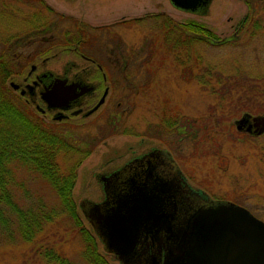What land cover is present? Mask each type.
<instances>
[{"label":"rangeland","instance_id":"1","mask_svg":"<svg viewBox=\"0 0 264 264\" xmlns=\"http://www.w3.org/2000/svg\"><path fill=\"white\" fill-rule=\"evenodd\" d=\"M86 1L92 7L86 8L83 0H0V55L6 62L13 60L18 71L20 68L5 79L10 96L36 112L51 130L69 135L75 148L71 146V158L60 153L57 161L61 169L85 156L76 169L73 200L81 220L95 236L99 252L110 264H123L104 249L82 207L88 199H103L99 174L122 165L135 150L152 146L176 147L178 161L194 187L203 188L214 200L229 199L243 205L264 221V132L257 131L252 119L253 115L264 116L260 108L264 102V0H212L202 13L180 10L170 0ZM250 9L261 27L254 30L251 24L237 35L238 25ZM157 14L180 23L202 21L220 37L216 43L235 40L222 45L198 40L186 51L189 60H179L176 51L168 53L165 47L163 51L162 19L156 20ZM75 21L93 28L90 49L84 28L76 32L79 26ZM253 31L256 35L251 36ZM78 33L83 37L78 38ZM66 37L72 41L67 43ZM29 54L34 62L28 59ZM84 55L106 62L122 59L123 72L117 81L115 71L106 68L113 78L107 94L111 99L92 116L55 120L42 113L45 105L39 97L29 101L11 85L24 86L32 63L37 72L97 73ZM123 58L129 59L127 64ZM204 67L213 70L209 73ZM204 75L209 82H202ZM118 109L121 119L114 128L109 126L110 114ZM32 139L28 136L24 142ZM14 167L18 204L39 215L48 213L51 219H45L44 230L33 241H26L17 218L7 212L11 225L7 228L0 222V264H59L40 254L41 245L47 244L72 264H92L83 231L53 184L32 165L15 162Z\"/></svg>","mask_w":264,"mask_h":264},{"label":"water","instance_id":"2","mask_svg":"<svg viewBox=\"0 0 264 264\" xmlns=\"http://www.w3.org/2000/svg\"><path fill=\"white\" fill-rule=\"evenodd\" d=\"M170 1L178 9L202 13L212 0ZM11 85L19 87L14 82ZM84 91L78 92L59 79L53 89L44 92L43 98L50 107L66 108ZM106 95L107 91L96 108ZM253 121L257 131L264 132V116H255ZM171 186L162 180L153 186L154 191L139 190L119 196L116 205L108 209L89 202L82 209L102 237L106 250L114 252L124 264L132 263L143 228L156 235L163 229L167 233L166 255L159 264H264L262 219L240 204L215 201L191 209L183 222L175 223L176 211L163 212L165 202H174V194L168 191Z\"/></svg>","mask_w":264,"mask_h":264},{"label":"trees","instance_id":"3","mask_svg":"<svg viewBox=\"0 0 264 264\" xmlns=\"http://www.w3.org/2000/svg\"><path fill=\"white\" fill-rule=\"evenodd\" d=\"M253 9L248 11L238 25L237 35L246 32L248 27L252 24L253 29L261 27L258 19L253 20ZM152 17L154 15H151ZM147 16L136 19V21H128L127 24H132L146 19ZM144 18V19H143ZM156 20H161L160 27L163 29V51H176V57L181 60L188 61L189 58L185 55L186 51L192 48L193 44L198 40L207 41L211 45H222L228 41L216 43L220 41V37L214 33L202 21L190 20L187 23L176 22L171 17L166 16L164 19L161 15L154 16ZM76 22V21H75ZM79 26V22H76ZM70 36V33H67ZM84 34L78 33V38L83 37ZM256 35V31L251 33V36ZM201 36V38H199ZM67 38V43L72 41L70 37ZM77 38V39H78ZM208 38V39H207ZM70 39V40H69ZM79 40V39H78ZM4 55H0V86L4 89L0 90V222L4 227L11 225V219L7 216V212L14 214L17 218V223L21 231L22 237L26 241H33L35 237L40 234L45 227L46 218H50V214L43 213V215L36 214L32 208L27 210L18 204L14 194V187L18 180L13 174L16 167L11 168L16 162L18 165L26 164L32 165L35 169L40 170L42 174L53 184L66 210L76 219V224L83 231V237L87 246V255L92 264H110L108 260L98 250L97 240L92 232L85 226L81 220L77 205L73 200V189L76 184L77 174L76 169L84 160L79 159L72 166H68L62 170L58 164V157L60 153L65 152L70 158L73 153L70 151L75 148L71 145L69 135H63L61 131L51 130L45 123L42 117L36 112H30L26 105H23L13 96H10L9 89L5 87V79L11 78L12 75L19 71L15 68L16 63L13 60L6 62L2 59ZM198 59V57H197ZM18 67H22L19 66ZM188 70L190 69L189 66ZM209 73L213 69L204 67ZM203 83H207L204 75ZM4 84V85H3ZM8 92V93H7ZM260 108L264 111V102ZM173 126V125H172ZM35 134H30V132ZM264 135V134H263ZM28 136L33 137V141L28 143L24 139ZM73 148H72V147ZM9 163L12 164L9 166ZM15 177V182H14ZM20 185H22L20 183ZM16 198V199H15ZM38 240H36L37 242ZM35 242V243H36ZM49 243V242H48ZM40 254L46 260L56 261L59 264H72L71 261L62 253L57 252L52 245H41Z\"/></svg>","mask_w":264,"mask_h":264},{"label":"flooded vegetation","instance_id":"4","mask_svg":"<svg viewBox=\"0 0 264 264\" xmlns=\"http://www.w3.org/2000/svg\"><path fill=\"white\" fill-rule=\"evenodd\" d=\"M83 1L86 4V8H88L89 5L92 7L91 2H87L86 0ZM123 21L122 23H124ZM79 24V29L76 30V32L82 30L81 27L84 28L83 33L87 36L85 42L87 48L90 49L88 43L90 42V34L93 28L84 23ZM6 54L9 55L10 52H7ZM84 57L86 61L90 62L89 64L95 66L97 73H91L90 75L78 72L69 74L67 71V73L59 75L45 70L37 72V65L32 63V71L24 76V86L21 83H18L19 87L16 90H19L29 101H38L37 98L39 97L45 105V108H41L42 113L46 115L51 114L55 120L68 121L73 116L81 114H85L86 117L92 116L111 99L108 98V96L111 91L112 85L111 83L109 84V82L111 80L110 77L112 78V76L107 73L106 68H112V70L115 71V74L112 75L115 76V80L117 81L120 73L123 72L122 59L114 58L111 59L110 62L109 60L106 62L91 55H84ZM28 59L34 62L33 59L35 58L29 54ZM128 60V58H123L125 64H127ZM59 79L64 80V85L74 87L78 92L85 90L82 94L72 99L66 108L50 107L49 103L43 98L44 92L53 89L55 83ZM121 81L122 80L118 83ZM106 91L108 96L106 95L107 97L105 101L95 110L94 108L99 104ZM118 107H120V104ZM89 111H91V113H89L90 115H87ZM59 116L62 118L59 119ZM254 116L255 115H253L252 118ZM110 118L111 121L109 126L118 128L121 119V112L119 109L111 111ZM174 125H176V121H174ZM169 127H172V124L169 125ZM185 134L186 133H184V135ZM186 138L187 136L184 138L181 137V139L184 140ZM100 139L104 140L105 138ZM178 159L176 147L173 148L172 146H169V148L152 146L141 152L135 150L133 154L122 163V165L98 175L104 191V197L100 201L88 199V202L103 204L99 208L102 210L108 209L113 205H116L119 196L139 190L154 191L155 189L153 186L162 180H167L169 183H172V186L168 187V191L169 193L172 192L174 194V202H165L163 205V212L164 214H168L171 210H174V212L176 211L175 214L178 219L175 220V223L183 222L185 216H187L189 211L193 208L209 206L215 201L230 202L229 199L214 200L210 198L209 193L203 188L194 187L193 184L190 183L189 178ZM176 200L178 202H176ZM92 227L102 242V237L96 232L94 225H92ZM166 239L167 233L164 229L160 231V234L156 235L143 228L142 241L136 249V254L134 258H132L131 264H159L158 261H163L166 255ZM103 245L104 248H106V245ZM114 255L116 256L115 253Z\"/></svg>","mask_w":264,"mask_h":264},{"label":"bare ground","instance_id":"5","mask_svg":"<svg viewBox=\"0 0 264 264\" xmlns=\"http://www.w3.org/2000/svg\"><path fill=\"white\" fill-rule=\"evenodd\" d=\"M88 201H86L85 203H84V205H86V203H87ZM83 214L85 215V213H84V211H83ZM85 218L87 219V221L91 224V226L93 225V223L91 222V220L88 218V217H86L85 216ZM103 242V241H102ZM103 244H105L104 242H103ZM119 259V258H118ZM120 260V259H119Z\"/></svg>","mask_w":264,"mask_h":264}]
</instances>
